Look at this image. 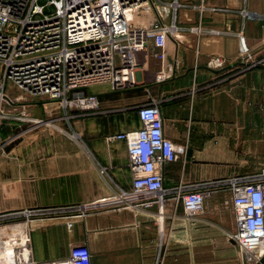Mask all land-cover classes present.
Wrapping results in <instances>:
<instances>
[{"label": "crops", "instance_id": "1", "mask_svg": "<svg viewBox=\"0 0 264 264\" xmlns=\"http://www.w3.org/2000/svg\"><path fill=\"white\" fill-rule=\"evenodd\" d=\"M179 2L164 63L154 46L138 54L134 86L92 87L97 110L69 112L31 98L24 120L13 116L24 115L22 103L0 115V214L48 210L30 224L35 261L65 259L84 245L92 264H253L231 238L228 188L192 217L177 194L264 168V0ZM211 58L226 68L210 67ZM150 102L165 137L184 148L164 168L159 202L94 207L131 189L127 146L110 137L137 130V108Z\"/></svg>", "mask_w": 264, "mask_h": 264}, {"label": "built area", "instance_id": "2", "mask_svg": "<svg viewBox=\"0 0 264 264\" xmlns=\"http://www.w3.org/2000/svg\"><path fill=\"white\" fill-rule=\"evenodd\" d=\"M182 7L179 0L166 6L159 0H0V113L17 104L9 88L25 97L58 102L66 111L97 110L92 87L122 91L134 86L138 54L154 46L164 63L168 39L178 29L174 18ZM165 9L171 12L169 23L164 22L169 19ZM209 66L221 70L227 63L211 58ZM137 115V130L110 137L127 146L132 187L94 207L141 209L158 203L165 166L184 153L165 137L157 103L138 106ZM221 187L232 193L236 232L231 238L257 264L264 257V168L178 193L177 200L192 217ZM47 211L0 214V264H92L84 245L71 248L65 259L34 260L30 224Z\"/></svg>", "mask_w": 264, "mask_h": 264}, {"label": "rangeland", "instance_id": "3", "mask_svg": "<svg viewBox=\"0 0 264 264\" xmlns=\"http://www.w3.org/2000/svg\"><path fill=\"white\" fill-rule=\"evenodd\" d=\"M16 91V90H15ZM17 92V91H16ZM15 92V98L17 99V100H15L18 104L19 103H22V104H19V106L20 105H22L21 106V108H20V112L21 111H26V114H24V115H21V114H17L16 112H14L15 114L13 115V116H15L14 118H18V119H23L24 120V117H26V115L28 116L29 114H27L28 112H27V107H26V104H24L23 105V103L25 102L24 100L26 99V100H30L31 98L30 97H25L24 95L22 96L21 94V92H19V93H16ZM21 97V99H20V97ZM19 112V113H20ZM69 112H72V111H69ZM0 115L2 116V117H4V115L6 116V113L5 112H1L0 113ZM17 119V120H18ZM29 124V123H28Z\"/></svg>", "mask_w": 264, "mask_h": 264}, {"label": "water", "instance_id": "4", "mask_svg": "<svg viewBox=\"0 0 264 264\" xmlns=\"http://www.w3.org/2000/svg\"><path fill=\"white\" fill-rule=\"evenodd\" d=\"M257 264H264V257Z\"/></svg>", "mask_w": 264, "mask_h": 264}]
</instances>
